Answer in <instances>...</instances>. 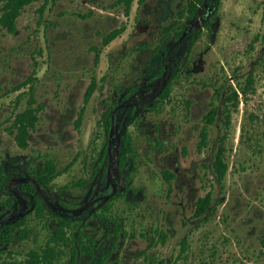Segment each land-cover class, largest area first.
<instances>
[{
	"label": "rangeland",
	"instance_id": "rangeland-1",
	"mask_svg": "<svg viewBox=\"0 0 264 264\" xmlns=\"http://www.w3.org/2000/svg\"><path fill=\"white\" fill-rule=\"evenodd\" d=\"M116 1L37 0L19 18L16 34L0 33V164L6 166V171L12 172L18 164L23 170L24 156L42 158L47 152L57 158L60 171L67 169L54 181L57 187L81 177L88 179L91 170L85 161L91 153L95 158L100 149L101 141L94 142L105 131L101 117L111 107L109 97L145 80L155 82L152 76H160L159 70L168 64L174 74L192 66L196 72L175 81L173 106H165L159 113L154 111L141 122L145 134L138 141L143 162L133 174V188H144L149 196H164L166 185L160 171L170 169L177 174L175 200L203 196L212 178L209 167L220 145L223 123L210 127L209 147L202 152L198 129L211 92L204 87L200 90L196 81L207 85L220 73V85L233 77L236 69L247 73L254 63L256 85L248 97L239 93V109L233 114L226 140L230 168L224 184L231 186L238 181L243 173L238 165L252 153L256 155L254 162L259 163L254 165V171L245 173L262 171L264 0H221L216 22L211 24L213 30L207 27L204 31L202 23L199 29L204 32L195 45H191L195 33L175 39L186 0H135L129 16L124 5H114ZM118 28H124L123 33L105 46L104 36ZM190 48L191 60L184 67ZM33 74L36 106L43 109L30 136L32 150L26 154L18 148L11 129L13 116L28 107L29 86L11 90ZM93 79L100 81V87L86 105V92ZM189 97L195 101L190 115L196 120L185 116ZM84 107L81 126L77 127ZM129 129L136 131L133 126ZM72 161L74 164L68 168ZM128 170L127 166L125 171ZM201 183L205 184L202 189ZM117 205L116 212L120 213L124 204ZM133 220L132 216L127 225ZM36 230L40 234V229Z\"/></svg>",
	"mask_w": 264,
	"mask_h": 264
},
{
	"label": "flooded vegetation",
	"instance_id": "flooded-vegetation-1",
	"mask_svg": "<svg viewBox=\"0 0 264 264\" xmlns=\"http://www.w3.org/2000/svg\"><path fill=\"white\" fill-rule=\"evenodd\" d=\"M186 1L189 3L191 0ZM207 1L201 7L198 24L193 28H189L188 22L184 25L179 20L175 35L177 41L195 33L191 43L195 45L201 38L197 39L196 33L202 35L207 30V22L210 23L208 31L213 30L211 24L216 22L218 8L213 0ZM202 23L204 31L199 29ZM191 50L187 51L184 67L191 60ZM255 65L252 64L247 73L243 69H236L233 77L220 85V73L207 85L204 81H196L201 83L198 84L200 90L204 87L211 92L202 127L200 123L199 129L194 125L199 130L202 152L209 147V144L201 147V133L209 124L206 116L218 107L217 123L211 125L218 126L229 92L236 88L242 94L240 84L246 82ZM164 68L160 76H152V79H157L155 82L145 80L126 90L119 89L113 97H109V110L113 109L111 116L115 128L111 132L105 126L104 133L95 139L94 143L101 141V145L96 157L91 153L85 161L86 167L91 170L88 179L81 177L60 188L54 181L47 186L38 185L35 173L48 160L53 159L56 164L58 161L47 152L42 158L30 154L29 158L24 156L26 163L22 164L23 170L21 164L12 172H7L4 166L7 175H21L24 171L23 174L36 183L38 196L34 198L26 193L24 228L29 231L28 238L23 241L16 239L10 248L0 250V264H22L32 252L40 253L39 264H264V168L260 172L245 173L254 171V165L256 167L259 163L254 162L255 154L252 153L247 161L241 160L238 169L244 175L240 173L238 181L231 186L224 184L226 178L223 181L218 179L212 164L209 167L212 178L208 190L193 200H175L174 180L177 174L170 169L160 171L166 185L164 196H149L144 188H133V174L143 162L138 141L145 134L141 122L154 111L159 113L165 106H173L175 81L196 72L192 66L179 69L177 74L170 72V64ZM167 85H170L171 91L165 98ZM194 103L193 99L187 98L185 116L191 117ZM132 126L136 128L135 132L129 129ZM128 136L132 138L133 149L121 160V146ZM31 150L30 144L25 150L26 154ZM216 151L217 148L215 154ZM73 164L74 161L69 165ZM127 166L128 172L125 171ZM57 167L59 170L58 164ZM167 172L174 173V178L168 181ZM199 180L202 181L201 176ZM5 185L0 184V207L9 197ZM204 185H201V189ZM117 203L124 204L123 208L119 207L120 213L116 212ZM132 216L133 223L127 225ZM175 216L178 217L177 222ZM64 222H70L71 226L62 230ZM63 236L65 238H61ZM46 252L52 254L51 263L45 258Z\"/></svg>",
	"mask_w": 264,
	"mask_h": 264
},
{
	"label": "trees",
	"instance_id": "trees-1",
	"mask_svg": "<svg viewBox=\"0 0 264 264\" xmlns=\"http://www.w3.org/2000/svg\"><path fill=\"white\" fill-rule=\"evenodd\" d=\"M37 0H0V33L2 31H6L10 34H16L18 31V20L22 16L25 9L31 5H33ZM144 1V0H141ZM206 0H191L184 9L180 13V20L183 21L184 25L187 24L189 28H193L199 22V16L201 12V7L205 4ZM212 1V0H208ZM207 1V2H208ZM214 4H216V8L219 9L220 0H213ZM135 0H117L115 3L124 5L126 15H130L133 4ZM206 2V3H207ZM43 11V9H42ZM41 12V11H40ZM206 26L209 27V22L205 23ZM124 29L118 28L114 31L106 34L104 36L103 44L105 46L112 43L116 40L122 33ZM197 39H199L202 35L201 33H196ZM177 37L178 34H177ZM163 66L159 74L165 70ZM36 81L35 74L29 76L25 81L21 84L12 87L11 92L20 91L23 88L29 86L28 89V101L27 108L23 111L17 113L13 116L12 120V131L14 133L15 142L22 151L28 149L30 147V136L31 133L36 129L40 116L39 113L43 109L42 106H36L37 100L34 97V82ZM100 82L97 79H94L86 92V105L95 95L97 90L99 89ZM256 85V78L254 75V71L247 77L246 82L244 84H240V89L242 94L248 97L251 90ZM170 85H167L165 89L164 96L165 98L170 95ZM20 99V98H19ZM240 104V95L237 89H232L228 97L226 99V105L222 110L223 117L221 122L223 123L222 136L220 138V145L217 147V151L215 154V160L213 163L214 171L220 181H223L229 171V162L227 158V147L226 140L229 138V133L232 126V117L233 114L238 111ZM85 107L82 109L79 119L77 121V127L81 126L83 120V113ZM113 109L106 111L103 115L102 125L107 127V130L111 132L114 131V120L112 119L111 113ZM209 118L208 125L205 126L204 130L201 133V147H206L210 141V126L217 123L219 117V109L218 107L213 108L207 116ZM132 138L127 137L121 146V160H124L129 153L132 151ZM71 166L69 165L68 168ZM66 171V170H65ZM58 170L57 164L53 159L48 160L46 165L39 171L35 173L37 184L39 185H49L53 181H55L59 176H61L64 172ZM175 174L172 172H167L168 181ZM9 181V183H8ZM5 183V188L9 192V197L4 201L2 207H0V250L5 251L7 248H10L16 239L21 241L28 238L29 232L26 228H24L26 224V214L24 201L27 200L26 193L31 194L34 198L38 196V190L35 184L32 183L23 173L20 174H10L7 175L5 172V168L3 164H0V184ZM106 206V209H108ZM39 209V208H38ZM14 210V211H13ZM70 227V222H64L61 226V229L64 230L66 227ZM62 232V231H60ZM61 238H65L64 236ZM46 260L50 263L52 262L51 252H46ZM16 258V256H15ZM41 261L40 253L32 252L30 258H27L22 264H39Z\"/></svg>",
	"mask_w": 264,
	"mask_h": 264
}]
</instances>
